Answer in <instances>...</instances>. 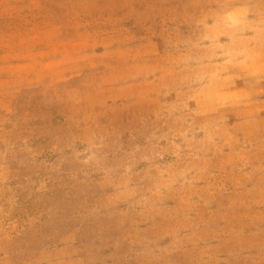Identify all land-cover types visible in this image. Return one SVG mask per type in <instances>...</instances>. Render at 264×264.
Listing matches in <instances>:
<instances>
[{
	"label": "rangeland",
	"instance_id": "rangeland-1",
	"mask_svg": "<svg viewBox=\"0 0 264 264\" xmlns=\"http://www.w3.org/2000/svg\"><path fill=\"white\" fill-rule=\"evenodd\" d=\"M0 264H264V0H0Z\"/></svg>",
	"mask_w": 264,
	"mask_h": 264
}]
</instances>
